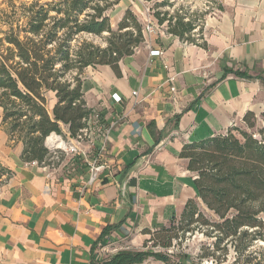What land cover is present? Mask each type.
I'll use <instances>...</instances> for the list:
<instances>
[{
  "label": "crops",
  "instance_id": "1",
  "mask_svg": "<svg viewBox=\"0 0 264 264\" xmlns=\"http://www.w3.org/2000/svg\"><path fill=\"white\" fill-rule=\"evenodd\" d=\"M218 8L189 41L164 30L144 35L114 66L83 71V102L99 123L79 144L60 125L76 154L24 161L0 108V264H92L122 251L156 252L151 238L188 203H202L183 148L224 135L264 106V0H220ZM47 98L51 115L56 99ZM94 160L103 168L91 180Z\"/></svg>",
  "mask_w": 264,
  "mask_h": 264
},
{
  "label": "trees",
  "instance_id": "2",
  "mask_svg": "<svg viewBox=\"0 0 264 264\" xmlns=\"http://www.w3.org/2000/svg\"><path fill=\"white\" fill-rule=\"evenodd\" d=\"M12 1L7 0L9 11L0 9L2 123L8 135L23 144V160L40 163L49 155L45 140L52 134L61 137L60 125L68 128L71 138L85 128L90 111L82 98L83 71L88 67L114 66L122 57L131 55L144 42V24L127 10L117 31H112L107 13L121 0H29V4L18 6ZM142 1L150 4L151 20L158 27L181 40L191 39L196 29L193 20L159 12L160 8L171 6L170 0ZM105 33L109 38L103 49L84 39ZM47 94L56 99L51 115ZM240 136L242 140L226 134L185 146L180 158H188L186 152L190 149L199 148L206 153L210 166L198 172L195 186L202 203L218 218L207 237L214 239L215 251L223 253L219 263L226 262L230 248L234 252L231 264H264V129L259 132L260 139L246 133ZM189 159L188 170H196L199 160L194 156ZM194 208V203H188L179 221L191 220L196 214ZM207 257L214 259L213 254ZM149 258L179 264L168 254L149 250L122 251L92 264H142Z\"/></svg>",
  "mask_w": 264,
  "mask_h": 264
},
{
  "label": "rangeland",
  "instance_id": "3",
  "mask_svg": "<svg viewBox=\"0 0 264 264\" xmlns=\"http://www.w3.org/2000/svg\"><path fill=\"white\" fill-rule=\"evenodd\" d=\"M39 1L40 3H45L51 0ZM12 2L18 6L21 3L29 4L30 1L13 0ZM170 3L171 6H164L159 9V12L167 13L168 16L172 17L178 14L183 16L186 21L188 19L193 20L196 25V34H198L199 28L218 9L220 0H170ZM149 7L150 4L142 0H121L118 5L114 6L107 13L112 31H117L118 23L127 10L145 25L148 19L151 20ZM0 9L10 10V5L7 3V0H0ZM162 29L164 30V28ZM108 36L105 33L99 37L84 36V39L92 45L103 49L108 46ZM111 39L113 42H117L116 38ZM249 114L246 119H242L238 125L232 127L229 133L226 134H231L239 140H242L240 136L242 133L251 135L254 139H260L259 132L264 129V106L260 107L259 111H254ZM62 141L64 140L62 139ZM186 154L188 156V158H185L187 163H189V157L191 156L199 160V163L195 164L196 170L190 171L195 176H198V172L209 169L210 165H207L206 153L201 149H190ZM194 205L196 214H194L191 220L185 219L178 221L167 232L159 233L153 238L154 250L168 254L174 262L179 264H231L234 257L233 250L228 248L229 252L226 262L219 263L223 258V253L221 251H215L213 248L214 239L207 237V234L212 230L211 224L218 222V218L203 203H194ZM198 214L200 217H198ZM261 217H264V214ZM204 222H207L208 225H205ZM166 245L169 247H164ZM257 245L260 246L262 244ZM212 254L214 255L213 260L207 257Z\"/></svg>",
  "mask_w": 264,
  "mask_h": 264
},
{
  "label": "built area",
  "instance_id": "4",
  "mask_svg": "<svg viewBox=\"0 0 264 264\" xmlns=\"http://www.w3.org/2000/svg\"><path fill=\"white\" fill-rule=\"evenodd\" d=\"M163 29L158 27L155 23L152 22V20L148 19L144 25V35L147 36H151L152 34L156 33V32H160ZM196 30L193 32L195 33ZM151 55H160V53L158 51H154L150 53ZM173 78L169 79V82H172ZM171 92H174L175 89L173 87L170 88ZM135 95V94H133ZM97 122L99 123V115L97 113H90L87 120H85V128L80 130L79 133L77 134L76 138H73V141L75 144H79L82 143L83 141H86L87 139H89L91 137V132L93 131V126L94 123ZM103 131V140H105L106 136H107V130H103V128H101ZM55 135V134H54ZM50 137V136H49ZM49 137L45 140V147L47 148V150L49 151V153H52L53 155H56L58 151H63L66 154H76L78 149L77 146L74 145H70L69 143L62 141L60 136L55 135V137H57L58 139L61 140V142L63 143V147L59 148V147H49L47 146L46 142L49 139ZM105 149V145L101 144V150L100 152H104ZM103 168L102 165H98L97 161L94 160L91 164L90 167V173H91V180H93L96 176V174Z\"/></svg>",
  "mask_w": 264,
  "mask_h": 264
},
{
  "label": "bare ground",
  "instance_id": "5",
  "mask_svg": "<svg viewBox=\"0 0 264 264\" xmlns=\"http://www.w3.org/2000/svg\"><path fill=\"white\" fill-rule=\"evenodd\" d=\"M47 146L49 147H59L62 148L63 147V143L61 142L60 139H58L57 137H55L54 134H52L49 139L46 142Z\"/></svg>",
  "mask_w": 264,
  "mask_h": 264
}]
</instances>
